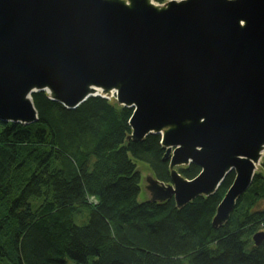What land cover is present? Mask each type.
<instances>
[{
  "label": "water",
  "instance_id": "obj_1",
  "mask_svg": "<svg viewBox=\"0 0 264 264\" xmlns=\"http://www.w3.org/2000/svg\"><path fill=\"white\" fill-rule=\"evenodd\" d=\"M39 92L68 109L115 96L128 140L160 135L172 182L151 175L150 202L181 209L234 173L221 228L264 156V0H0V122L37 123Z\"/></svg>",
  "mask_w": 264,
  "mask_h": 264
},
{
  "label": "trees",
  "instance_id": "obj_2",
  "mask_svg": "<svg viewBox=\"0 0 264 264\" xmlns=\"http://www.w3.org/2000/svg\"><path fill=\"white\" fill-rule=\"evenodd\" d=\"M33 102L37 123L0 122V264H264V241L253 240L264 232V172L216 229L234 173L181 209L140 203L137 162L172 181L160 135L128 140L133 109L101 96L68 109L47 92ZM178 172L193 180L201 168Z\"/></svg>",
  "mask_w": 264,
  "mask_h": 264
},
{
  "label": "rangeland",
  "instance_id": "obj_3",
  "mask_svg": "<svg viewBox=\"0 0 264 264\" xmlns=\"http://www.w3.org/2000/svg\"><path fill=\"white\" fill-rule=\"evenodd\" d=\"M114 102L115 99L111 98ZM264 163V156H263V159H262V164ZM137 166H138V169L140 170L141 172V175H142V184H141V188H142V191H141V194L138 198V201L140 203L142 202H145V201H149L151 199V193L149 192L148 190V184H147V180L148 178L152 175L153 176V173L150 171V168L148 167L147 164L145 163H142V162H137ZM258 172H264L263 171V168H262V165L259 166L258 168ZM263 206H264V203H263ZM69 264H74L73 262H69Z\"/></svg>",
  "mask_w": 264,
  "mask_h": 264
},
{
  "label": "bare ground",
  "instance_id": "obj_4",
  "mask_svg": "<svg viewBox=\"0 0 264 264\" xmlns=\"http://www.w3.org/2000/svg\"><path fill=\"white\" fill-rule=\"evenodd\" d=\"M117 102V101H116ZM129 124H130V122H129ZM177 170H178V168H177ZM151 171V170H150ZM154 176V175H153Z\"/></svg>",
  "mask_w": 264,
  "mask_h": 264
},
{
  "label": "snow or ice",
  "instance_id": "obj_5",
  "mask_svg": "<svg viewBox=\"0 0 264 264\" xmlns=\"http://www.w3.org/2000/svg\"><path fill=\"white\" fill-rule=\"evenodd\" d=\"M153 3H155V0H153Z\"/></svg>",
  "mask_w": 264,
  "mask_h": 264
}]
</instances>
